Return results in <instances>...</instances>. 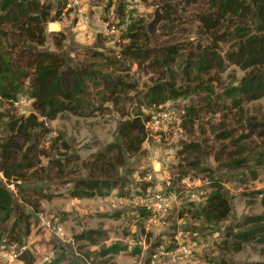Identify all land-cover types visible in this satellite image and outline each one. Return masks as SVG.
<instances>
[{
	"label": "rangeland",
	"instance_id": "1",
	"mask_svg": "<svg viewBox=\"0 0 264 264\" xmlns=\"http://www.w3.org/2000/svg\"><path fill=\"white\" fill-rule=\"evenodd\" d=\"M84 2L83 26H76V13L64 7L56 20V31L66 35L59 53L72 63L88 61L81 49L92 47L102 51L123 67L121 72L113 69L112 75L132 84L133 90L126 89L114 101L105 98H111L105 89L97 96L92 91L82 98V106L63 111L54 119H43V128L30 130L20 153L9 149L13 160H29L33 165L22 170L24 178L14 183L0 172V185L10 192L12 199L9 219L0 221V264H44L57 258L60 264H151V255L158 249L173 251L178 245L190 250V257L182 264H212L218 259L227 264L262 260L256 242L242 243L239 250L233 251L230 241L242 217L264 215V160L256 164L251 160L257 153H264V96L218 112L195 107L196 118L190 124L183 122L182 114L183 106L197 102L194 92L166 101L158 107L168 111V122L160 129L146 132L140 152L117 168L119 188L112 187L101 196L76 198L70 194L75 180L87 176L85 163L107 143L118 141V122L137 110L145 112L140 104L142 95L157 78L152 65L144 62V69H140L119 54L128 41L123 37L126 28L132 22L144 26L151 23L154 6L140 0ZM206 7L200 0L181 2L168 21H158L151 31L145 28L147 42L138 41L149 48L169 43L203 45L208 39L200 33L195 14L207 11ZM51 22L44 25L48 32L53 31L49 27H55L49 25ZM105 23L113 26L114 32L96 33ZM44 46L52 49L49 41ZM185 53L174 57L167 75L181 87H194L195 74ZM97 67L102 73L110 71L108 67ZM242 75L238 67L225 64L220 71L209 69L200 80L212 78L211 85L218 92V84H235ZM102 95L104 98L99 99ZM16 98L12 106L0 100V143L8 136L10 116H26L32 111L24 95ZM21 108L24 114L19 112ZM240 158H246V166L233 165ZM250 172L255 178L251 179ZM207 176L220 181L221 192L229 203L227 216L218 222L208 223L196 215V208L209 193ZM199 187L204 196L192 198L189 194ZM157 191L173 192L176 201L163 222L149 223L146 214L150 212L141 207L138 198ZM39 218L46 225H40ZM57 226L61 236L55 230ZM88 228L103 229L107 236L95 244L75 238ZM111 243H119L126 251L111 257L97 256L102 246ZM133 248L138 252L131 255ZM23 251L32 261L19 258Z\"/></svg>",
	"mask_w": 264,
	"mask_h": 264
},
{
	"label": "trees",
	"instance_id": "2",
	"mask_svg": "<svg viewBox=\"0 0 264 264\" xmlns=\"http://www.w3.org/2000/svg\"><path fill=\"white\" fill-rule=\"evenodd\" d=\"M140 1L154 6V18L146 26L130 23L123 34L128 41L121 47L119 54L140 69H144V62L152 65L157 78L142 95L140 104L145 112L137 110L119 121L118 141L107 143L102 151L96 152L85 163L87 176L75 180L70 192L73 197L84 198L95 194L101 196L112 187H120V181L116 178L117 168L143 148L146 134L144 123L152 114L165 109L158 106L164 105L166 101H174L194 92L197 102L192 106H183V122L190 124L196 118L195 107L207 112H218L228 106L238 108L242 101L264 96V0H200L206 4L207 11L197 12L195 18L200 33L208 39L206 43L193 46L190 43L188 47L186 44L183 46L169 43L150 48L138 41H148L144 31L146 27L151 31L158 21H168L176 14L177 4L199 0ZM63 2L0 0V100L7 106H12L18 95H24L32 110L26 116H10L6 126L8 136L0 143V172L2 177L13 183L22 180V170L33 163L29 160H13L9 149L20 153L21 146L30 137V130L43 128V119L51 120L63 111H74L77 106L83 105L82 98L88 97L92 91L97 96L100 90L105 89L111 97L105 98L114 101L126 89L133 90L132 84L126 83L122 77L112 75L113 69L121 72L123 67L110 55L86 47L80 51L88 61L77 60L69 63L59 53L66 35L61 30L49 31L45 35L43 27L47 22L59 18ZM47 41L52 49L45 48ZM180 52H186L189 58L190 70L195 74L194 87H181L167 75L171 73L167 68L174 57L180 56ZM225 64L238 67L243 75L235 84H218L219 91L215 92V86L211 85L214 80H200V77L209 69L220 71ZM99 65L108 67L110 71L102 73L97 67ZM108 82L110 83L107 85ZM199 92L200 95H197ZM103 96L99 99H103ZM38 117L41 119L38 120ZM22 156L25 159V155ZM251 160L252 164L262 162L264 153H257ZM247 163L246 158H240L233 165L243 167ZM250 174L251 179L255 178L253 172ZM207 180L209 193L207 196L203 195V203L196 208V215H200L208 223L218 222L227 216L229 203L221 192L220 181L210 176H207ZM11 201L10 192L0 185V221L9 219ZM106 236L103 229L88 228L80 231L75 238L95 244ZM251 241L260 245L259 252L263 259L240 264H264L263 214L242 217L238 229L231 235L230 246L233 251H237L242 243ZM122 251H126L124 246L111 243L102 246L97 256L111 257ZM137 252L133 248L129 254L134 255ZM18 256L23 262L32 261L31 256L27 257L24 251ZM44 264H60V259H52ZM212 264L227 263L218 259Z\"/></svg>",
	"mask_w": 264,
	"mask_h": 264
},
{
	"label": "built area",
	"instance_id": "3",
	"mask_svg": "<svg viewBox=\"0 0 264 264\" xmlns=\"http://www.w3.org/2000/svg\"><path fill=\"white\" fill-rule=\"evenodd\" d=\"M40 3L44 1L53 2V0H38ZM64 9H71L76 14L75 24L76 26H83L85 17L82 15L83 8L85 6L84 0H63ZM113 26L108 27L107 23L96 30V33L101 35H107L109 33H113ZM21 114H24V110L19 109ZM169 116L168 111L166 109H161L150 116L148 120L144 123V128L146 132L155 131L164 127V125L168 122ZM199 182V180H196ZM204 190L199 187L195 192H191L189 195L192 198L197 197V195H203ZM138 201L141 204V207L150 212L147 214L146 221L149 223L154 222H163L164 216L171 208L172 202L176 201L175 194L173 192H164L157 191L151 195L144 194L138 198ZM40 225H46V221L39 218ZM57 226L56 232L59 236L62 235L61 228ZM9 257H13L14 255H8ZM151 257V264H182L186 257H190V250L185 245H178L176 249L173 251H167L164 249H158V251L154 252ZM155 257H160L159 259Z\"/></svg>",
	"mask_w": 264,
	"mask_h": 264
},
{
	"label": "crops",
	"instance_id": "4",
	"mask_svg": "<svg viewBox=\"0 0 264 264\" xmlns=\"http://www.w3.org/2000/svg\"><path fill=\"white\" fill-rule=\"evenodd\" d=\"M49 25L55 26V27H49L50 30L56 31L58 29V22L57 21H53V22L49 23Z\"/></svg>",
	"mask_w": 264,
	"mask_h": 264
},
{
	"label": "water",
	"instance_id": "5",
	"mask_svg": "<svg viewBox=\"0 0 264 264\" xmlns=\"http://www.w3.org/2000/svg\"><path fill=\"white\" fill-rule=\"evenodd\" d=\"M44 32H45V35H47L48 31H47V27L44 26Z\"/></svg>",
	"mask_w": 264,
	"mask_h": 264
}]
</instances>
